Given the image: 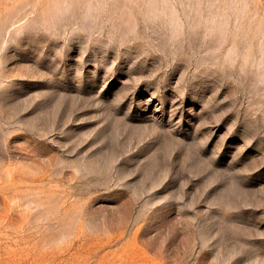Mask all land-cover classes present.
I'll use <instances>...</instances> for the list:
<instances>
[{
    "label": "rangeland",
    "instance_id": "1",
    "mask_svg": "<svg viewBox=\"0 0 264 264\" xmlns=\"http://www.w3.org/2000/svg\"><path fill=\"white\" fill-rule=\"evenodd\" d=\"M0 264H264V0H0Z\"/></svg>",
    "mask_w": 264,
    "mask_h": 264
}]
</instances>
